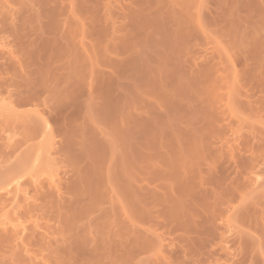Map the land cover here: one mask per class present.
Masks as SVG:
<instances>
[{"label": "bare ground", "instance_id": "6f19581e", "mask_svg": "<svg viewBox=\"0 0 264 264\" xmlns=\"http://www.w3.org/2000/svg\"><path fill=\"white\" fill-rule=\"evenodd\" d=\"M29 1L33 4V6L28 7L27 6L28 4H27V5H25L26 6L25 8H30V9H28V11L33 9V12L31 10V12L33 14H31V12H30V15H31L30 17H27L24 15L25 17L22 16V18H20L18 16L21 19V20L19 19L20 25L18 24V26H15L16 27L15 29H12V30L7 29L5 27V25H7V24L6 23L4 24V21L2 19L0 20V21H3V22H0L1 23L0 24V33H1V31L3 33L4 32L8 33V36L12 37L13 41L16 42V43L13 42V45H14L13 49L10 48L11 50H7V51L5 50L6 51L5 54L2 51V53L0 54L1 55L0 58L1 57L3 59L5 58V62L2 63V66L0 67V91H5L4 93H6V95H7L8 104H10L9 105L10 107H9L5 103V98H4V101L2 100L3 105L0 104L1 105L0 107L8 106L9 107L8 110L11 108V105H12V107L24 106V105H33L35 107V109L31 108L32 110H28V111H24V112H21V111L20 112L19 111L18 112H10V114L14 113L15 118H14V115L11 114L13 116V118L11 117L12 118L11 121H8V122L6 121L7 123L4 125L5 128L0 129V159L1 160H3L2 158H5L6 161L8 162V159H10L9 157L17 155L18 154L17 151L19 149H21L22 146H24L23 147L24 150L22 152H20L17 156H15L16 162H13V164L9 165V167L7 166L5 169L4 168L0 169V171H1L0 172V189H2V193L0 192V212L4 209V207L6 205H8L9 202L6 204L5 203L6 201L12 200L14 202V200H16L15 197H17L20 194V195H22L21 200L23 203L21 202L22 205L21 204L18 205V203H17L18 208L14 209V211L12 212L14 215H16V216H14L15 219L18 220V219H21L22 217L24 218L25 216H29V217L35 216L36 219L34 221L33 226H30V227L25 226L22 223H17V222L12 223V225H11V223L9 222L10 218H11V217L9 218V213H7V212L2 213L1 212L0 217H2V219H0V225H1V228H0V249L2 248V246L4 247L5 245L7 246V248L10 247L11 249L12 248H18L19 245L21 246V247H19L20 249L18 248L20 253L18 254V251H17V254H16V252L14 253L17 256V257L15 256L17 259L16 258L13 259V261H14L13 264H33V262H31V261L33 260V257L39 258L38 254H42V255H40L41 260H44V258L46 260V257L48 255L47 252L49 253V258L51 257L52 261L55 260L56 264H58L57 261H58L59 257L61 258V259H59L61 261V264H64L65 262H66L65 264H71V263L77 264L78 260L76 262L75 259L80 258L77 256V254L80 256V254L87 253L86 252V251H88L87 249H90V247H91V245L89 246L90 239L87 236H84V234L85 235L88 233L91 234L90 233L91 232L90 231V224L95 219H97L99 217V216H95L93 214L95 213V211H97L99 209V206L102 203H104L105 198L107 197L108 199H110L111 198L110 193L114 192V194L117 195L119 198L118 202H120V205L117 208H116V206L113 207L112 210H115L117 212H121L124 214L128 213L130 215V218L132 219V222H134V223H133L131 229H129L127 226L125 227L122 223L121 224L119 223L120 226L118 224L114 231L110 229L111 230V232H110L111 237L108 234L110 230L109 231L107 230L108 231L107 234L110 237V241H109V239H107V242L110 243L111 247L110 246L107 247L108 251H107V249H106V251L102 250L103 253L101 252V254H104L106 252L110 253L113 249H116L117 246H118V249H121V251L123 252L122 253L120 251L123 254V256L126 255L125 257L129 256L130 254H132V255L134 254L137 256L141 252H144V249L147 247L148 248L155 247V249L159 250L160 248H158V247L159 246L161 247V242H160L159 246H158L159 242L157 241L158 242L157 243L153 239H151L152 243H151V240H150V242H149V240L147 242L145 239H143V234L141 233V225L143 222L142 216L145 214L148 216L150 214V213L149 214L146 213L147 208L149 206L148 205L149 199H144V198H147V197L149 198L150 194L152 193L150 196V200H149L150 204L153 203V206H154V201L157 200V203L161 202V204L158 203V205L162 206V208L165 205V207H164L165 211H166L165 214L168 211H170V214L172 215L171 216L169 213H167V219H166V217L163 216V212H162L163 210L161 209V211L158 212V214L159 213L161 214V212H162V214L161 215L159 214V216H163L162 217L163 219L161 218V220H162V222L160 221L161 225H158V226L161 227L162 224H164L163 221L165 220L164 226H166V224L168 222L169 226L167 224V227L171 228L169 230L171 232V231H173V228H175V227H177V228L179 227L178 229L181 230L182 229V227H181L182 223L181 222H185L184 225L182 224V226H184L183 227L184 229H182L183 232L184 233L186 232V234H188V233L190 234V231L194 232L193 228H195V229L197 228L196 229L197 231L195 233L198 232L197 234H199L198 235L199 237L196 235L198 237V240L196 242L199 243V241H200L201 246L203 245V243H202L203 241H204V244H206V245H207V243H209L211 241L215 242V240H213V237H215V234H216L215 231L219 228L214 226V224L216 225L217 224L216 221L219 219V217L224 212H227V211L229 213V214L228 213L226 214L227 216L225 218V221H226L225 223L227 225H228V223H231V221H232V223L234 222L235 225L237 224V225H241L243 227L245 226V228L247 227V229L249 228L248 230L252 231V233H253V231L259 232L258 234L255 233V234H257V236L259 235V238L258 239L256 238L257 241L254 244L253 239L256 240L255 238H252V237H254V235H252L250 233L247 234V233L243 232V230H241L242 232L239 231V233L237 234V238H236L237 239L236 240L237 241L236 242L237 247H234L232 252H228L229 257L224 260L226 264H253L251 261L252 255L249 253L251 255L249 258L248 252H250L253 244H254V246L255 245L257 246L260 244L263 247V242H264V215L262 216V214L264 213V208L260 207L261 205L264 204V191H262L263 193H261V191H260L259 193H261V194H258V192L256 190L253 193L251 191L252 194L255 193L254 196H252V194L249 193L250 192L249 191L248 192L249 194H247V193L246 194L248 197H249V195H250V197L252 196L251 199H250V197L247 198V196L244 195L245 193L241 194L240 195L241 199L238 201L240 203L239 204L237 203V206H235L236 204L233 206L231 201H234V199H235L234 196L236 195L237 192L239 193L242 188L245 189V186H247L246 183L248 181H247V178L244 179L243 173H241V171H240L241 168L247 169V166H249L251 164L252 160L254 162V159H256L255 157H257V155L259 157L261 155V152H262L261 156H264V142H263L264 139L263 140L261 139L264 137H262V135L258 136L261 140H258L255 138L254 144H256L257 140H258V143L255 146L253 145L254 149H253V146H250V149L251 150L253 149L255 151H250V149L248 147L249 142H246V140H245V143L247 144V150L250 151V160H249V155H248L249 153L247 152L248 153L247 158L249 161L247 160V158H246V160L244 158H243V160L242 159L238 160L240 163L237 165V168H236V171H237V169L239 170L236 173V177H235V175H233L234 179L232 177H230V183H229L228 179H227L228 182H226V179L221 178L222 179L221 181L225 180V181H223L225 183L220 181L221 183H223V185L226 183H229V185L227 186V184H226L225 187L222 186V188L219 189L217 186L219 182L216 183L219 180V177H218V179L217 178L215 179V182L213 181V185L215 183V185L217 184L216 185L217 187L214 188V187H212L213 185L211 184V186H209V188L207 187V191H206V194L204 196L205 189H203L201 187V183L202 184L204 183V185L207 184V186H208V184L211 183V181L209 182V180L213 179L212 178L213 172L210 171L209 173H211V174H209L208 172H205V173H208V175H205L203 177V174L201 175V173L203 171L198 169V167L201 165V163H203L204 158L207 159V157L205 156V154H207V153H205V151H206L205 149H207V147L209 145H211V143L209 142L210 144L206 145V147L204 145V149H202V147H203L202 143L206 144L210 137L208 134L205 133L206 130L204 133H202L203 129H204L203 126H200L203 128L202 131H201L200 127H196V125H197L196 119L194 118L195 120L194 119L192 120V118L194 116L193 117H191L192 115L189 116L191 114L190 109H191V111L194 112V114L197 110L192 109V108H194L193 107L194 103L192 102V100L190 98H187V97H190L191 94L185 97L184 96L185 94H183V92L184 93L185 92L186 93H188V92L193 93L194 90L197 89L199 91V89L201 88L200 90H202V91L204 90L205 92L203 91L201 93V91H200L198 95L203 94L201 96L204 97V95H205L204 98H206L209 95L210 96L213 95V93H214V92L212 93V91L214 90L213 88L216 87L215 85L219 83V80H222L221 76L223 78H226V81L228 82V83L225 82L226 85H225V83H223V85H225V87H226L225 89H228L227 86H230L229 83H231L233 81V79H235L233 82L234 89L231 86L232 91L228 92V94L231 93L230 97H228L229 98L228 101H230V102L233 101L230 104L232 106L227 104L228 103L227 100H226L227 102H225L228 106L227 109H230L229 114H231V116L232 115L238 116L240 113L241 114L246 113V110H247L248 111L247 114L250 113L251 115H254L253 112H255V114H260V111L261 112L263 111L261 114L264 115L263 114L264 113V0H257L258 2H256V0H254V1L252 0L253 2L249 0L248 5L245 2L246 0L245 1L236 0V3L233 1L232 4L230 3V0L228 1L229 4L227 3V0H226V4H227L226 6L227 7L225 6V4L219 3L220 5H218V3H217V5H218L217 7H220L219 12L222 11L221 13H224L223 14L224 16H223V18H222V16H220V18H222V20L220 18L218 19L219 14H221L218 12L219 13L218 15L217 14L214 15L216 17L215 19H214V16L212 17L214 19L213 20L214 22L212 21V18H211V20H210V18H208L212 23H210V21H208V19L203 17L205 10L203 11L202 8L205 7V5H203V4L207 0H121L122 2H119L120 1L119 0L118 2L116 1L117 3L115 2L116 6L113 5L112 0H111L112 5L110 3H109L110 5L108 4V0L106 2L104 0L105 3L103 2V0H29ZM64 1H66V2L68 1L67 2L68 6L64 4ZM220 1L221 0H219L217 2H220ZM222 1H221V3H222ZM237 1H238V3H237ZM239 1H243V2H239ZM1 2H2V0L0 1V8L5 6V4L3 5V4H1ZM101 2H103L104 4L102 3L103 5H101ZM213 2H215V1H212V3ZM254 2H256V3H254ZM106 3L109 5V7ZM257 3L259 5L258 8L260 11V13L258 12L259 17L257 18L256 16H258V15L253 13L256 16L255 15L253 16V17H255V20L253 19L254 21H252L250 19L252 16V12L250 11V8L252 6H249V5L254 6V4H257ZM215 4H216V2H215ZM104 5L106 6V8ZM222 5L224 8L222 7ZM32 7H34V8L36 7V8L34 9ZM98 7H99V9H98ZM207 7H208V5H207ZM100 8H102L103 12L101 11L99 13V10H101ZM258 8H256V6H255L254 9L252 7V10L257 11ZM219 9H216V10H219ZM246 9H248L249 11H247ZM34 10H35V12H34ZM244 10H246V11H244ZM207 11L209 12V10H207ZM240 11L241 12L244 11L242 13L244 15L241 14L242 17H239V16H241L240 14L238 15V13ZM215 13H217V11ZM202 14H203V16H202ZM209 14H211V12H209ZM244 16H247V17H244ZM202 17L205 20H207L209 22V24L214 23L215 26L218 23L217 19L222 21V22L218 23V25L220 23H222V24H220L221 26L219 25V27L222 28V30L218 28L216 32H217V34L218 33L222 34L220 32H223V35H225V37H223V35L222 36L219 35V36L223 37V39L224 38L227 39V37H228V40H226V42L228 44L232 45L233 42H234L233 43L234 45H232V46H236L238 43H239V45H240V43L243 44V45H240L241 48H239L240 46H238V45H237L238 49L236 47L232 48L234 50L235 49L239 50V51L236 50L237 53H236V51L233 52V53H236L235 54L236 56L232 55V57L235 56L234 58H237V56L239 57V54H240V56L242 55L241 58L243 60L240 59L239 60L240 62L238 63V62H235L236 61V59H235L234 62L237 64H240L241 61H243V65L245 67L244 66H242V67L245 68L246 70L243 68H241V70L242 71L245 70V72L241 71L240 74L237 73L235 71V68H234L235 63H233V59H230V61L228 60L231 57V55H228L226 53L227 54L226 56L228 57V58L227 57L225 58V61L228 60L226 62L227 65H225V67H224V69H226V71L222 70L224 73L221 76H219L217 74H216L217 76L213 75V73L214 74L217 73V72H215V69L216 70L218 69L217 67L216 68L214 67L215 65L214 66L208 65V63H205L203 61L205 64H207L208 66H211L212 68L210 69V67H209V70H208V66L205 65L203 67H206L208 70L207 72H204L205 74L202 73L201 75H199V73H198V75L195 74L196 75L195 76L194 73L193 74L191 73L190 75H194L192 77L193 81L197 79L196 83L195 82L193 83L192 80H191L192 81L191 82L188 78H185V76L183 74L185 72V69L179 68L178 65L180 64V67H181V65L185 64L183 66H184V68H186V64L188 63L187 58H188V56H189V58L191 56V54H188V52L190 53V50H188V49L192 48V47L188 48L189 45H191V43L189 44V42H192L194 40L193 38H195V39L199 38L198 37L199 34L200 35L202 34L201 37L202 36L205 37V35L207 36V34H208L207 31H205L206 32L205 35L203 34L205 27H206V25H203V24H205V23L208 24V22H206V21L204 22ZM215 20L217 23L215 22ZM12 21L13 20H11V23H12ZM9 25L10 24H8L7 26L9 27ZM27 29L29 32H26ZM23 30H25V31H23ZM219 30H221V31H219ZM191 35H192L193 40L188 39L189 41H187V38H190L189 36H191ZM244 38L247 41L248 40L249 41L247 42L246 40H244ZM85 39L87 40V42H83ZM243 40H244V42H243ZM229 41L230 42L232 41V43H230ZM149 42L150 43H153V42L156 43L158 46L155 45L154 43L153 44H154V46L158 47V48H156L157 50L155 48H153L154 47L153 44L149 45ZM246 43L248 46L246 45ZM146 44H147V47H145ZM187 44H189V45H187ZM148 45L150 47H151V45L153 46L152 48L154 50H156L155 54H157V55L154 54L153 50H152V52L150 51V47ZM232 46H229L230 49ZM10 47H12V46H10ZM142 47H145L144 50L147 52H145L143 49L141 50ZM148 47H149V50H146V48L148 49ZM242 48H243V52L241 50ZM133 49H135V50H133ZM131 50H133L134 52ZM136 50L139 51V53H137ZM228 50H229V48H228ZM240 50L243 54L240 53ZM124 51H127L125 53V54H127L126 57H124L125 56V54H123ZM129 51L133 52V54L128 53ZM181 51H183V52L181 53ZM142 52H143L144 56L148 52H151L150 55L153 56V58H154V56H156L154 58L155 63H152V65H150V62L148 63V60H147V62H146V63H148L147 66L146 65L141 66V64H138V63L146 64L145 61H146L147 57L145 56L146 59L143 61L142 58L144 56H143V54H141ZM227 52L229 53L232 51L229 50ZM183 53L188 55V56L186 55L184 57V59L186 58L185 59L186 63L185 62L183 63V61H184L183 57L181 58V56H184ZM193 53H194V51H193ZM2 54H4L5 57H3ZM121 54H122V56H121ZM128 54H130V56H128ZM152 54H154V55H152ZM178 54H179V56H178ZM132 55L134 56L133 61H132L133 58H131V57H133ZM138 55H139V57L141 56V58H139V57L136 58ZM147 55H149V53ZM194 55L196 57L197 53H195ZM175 56L176 57L178 56V57L176 58ZM174 57L178 61L180 60L182 62H179V64L177 65V63H176L177 61H175L176 59ZM191 57H193V55ZM125 58H126V60H128L127 58H129V60H128L129 62L126 61ZM173 58L175 60H173ZM205 58H206V56H205ZM135 59H136V61H135ZM139 59H141V62ZM195 59L192 60L190 58L189 61H192L191 63H195L194 62ZM202 59H203V55H202V58L200 60L202 61ZM137 60H138V62H137ZM153 60L150 59L149 61L152 62ZM172 60H173V63L175 61L176 65L178 67L176 69L175 74L177 72H179V70L181 71V69H182L184 71V72L181 71L183 76H182V74H180L181 72H179L178 75H173L172 73H174V71H175L174 70L175 68L173 69V67L168 69V65H169V63L172 62ZM209 61H211V60H209ZM231 61H232V64L234 65V67H232L233 65L230 63ZM249 61L251 62V64ZM133 62H135V63L133 64ZM126 63H127V66L129 65V67L132 64L131 67H133V68H134V66H136V64H137V66L140 65L141 67L139 66L140 67L139 70H142V67L145 66L144 67L145 70L143 72H141L144 75H145L144 72L146 71L148 73L150 68H151L150 69L151 71L148 73V75H145V76L139 72L144 78L147 76L145 79L143 78L142 80H139V82H142V83H139V82H135L136 76L140 75V74H137L136 71H138V68L135 67L137 69L136 70L134 68V70H136L135 71L136 73L133 72V74H132L134 76L136 74V76L134 77L135 81L131 82L130 80H133V78L131 79L128 77L129 75L127 76V80L130 81V84L132 83L131 84L132 86H131L128 83L129 81L126 80V75L131 72L130 71L129 73L125 74L126 73L125 71L128 70L127 68H129V67L125 66ZM226 63L224 62V64H226ZM210 64H213V63H210ZM193 65L194 64H191L190 67H192ZM125 67H126V69H125ZM131 67L129 69L134 71L133 69H131ZM148 67H150V68L148 69ZM222 67H223V65H222ZM105 69L107 70L106 72H104ZM146 69H148V71ZM171 69L173 72H171ZM191 69H193V68H191ZM228 69H230V71L233 70V72L229 71L230 76H231V74H233V76H234V77L233 76L230 77V79L232 78L231 80L229 78L225 77V74L228 72ZM196 70H198V69H196ZM188 71L191 72V70H189V69H188ZM204 71H206L205 68H204ZM211 71H214V72H211ZM238 71L240 72V67H239ZM206 74H208L209 76ZM228 74L226 76H228ZM241 74H243L241 77L244 80V82L243 81L240 82V79H241L240 75ZM186 75H187V77H190V79H192L190 75L189 76H188V74H186ZM130 76H131V74H130ZM206 76L208 78H206ZM213 76L217 77V80ZM238 76L240 79L238 78V80H237ZM205 78L208 81V82H205V84L206 83L212 84V81H214V80H216L218 82L217 83L214 82L216 84L214 85L213 88H212V86L214 83L212 85H208V84H207V86L205 85L207 88L205 87V89H204V82H202V81H205ZM210 78H212V79H210ZM213 78H214V80H213ZM105 79L108 82V83L106 82L107 86L110 83L109 88H112V85H114L113 89H114L115 94L113 96H111V93H113V89L111 90L105 85V82H104ZM137 79H141V78L139 77ZM185 79L186 80L188 79V81L191 85L194 84L192 86L193 89H191L189 83L185 82ZM210 80H212V81H210ZM113 81H115V83H111ZM224 81H225V79H224ZM245 81H246V83H245ZM252 81H255L254 83L256 85L259 83L257 86L260 88V89H258L261 92V93L259 92L260 95L255 94L256 92H258V90L256 91V89L258 87H256L255 84L252 85V83H253ZM257 81H258V83H257ZM221 82H223V80ZM242 82H243V84H242ZM249 82H252V83H250L252 85V86L250 85L251 87L249 85H247V84H249ZM98 83H100L99 84L100 86L104 83V87L102 85V87L100 88ZM200 83L203 84V88L200 85ZM235 83H236V85H235ZM171 84L174 85L172 88H171V86H172ZM197 84H198V86H197ZM195 85H196V87H195ZM242 85H244L245 87H243ZM254 85H255V89L254 88L252 89V87ZM97 86H98V89H100L99 93L95 92V90H97ZM129 86L133 88L132 94H130L129 92H128L129 94L127 93V89L130 88ZM210 86H211L212 90L211 89L209 90ZM247 86H248V88H250L249 90L256 91V92L254 93V92L249 91L248 88L246 89ZM174 87H176V89ZM236 87L239 90L242 89L240 91L241 93L240 92L236 93L238 90L233 91L236 89ZM102 88L105 90L101 91ZM194 88H196V89H194ZM206 89L208 92L210 91L209 92L210 94L208 92H206ZM84 90L86 91L85 92L86 95H85V93H84V95L86 97L89 96V98L87 99L88 101L86 103L85 102L84 103L86 104L85 105L86 109H88V108L90 110L92 109V111H90V116L86 117L84 120L82 119L83 122H79V123L77 122L76 123L77 125L75 123H73V126H74V124L76 125L74 127L71 126V124H70L73 122L72 118L71 119L69 118V120H67V123H63L62 121L66 122V119H67V118L66 119L64 118V120L61 119L65 115L64 114L63 116H61L64 113L65 107L68 105V103L72 99L75 100V98H76V100H77L79 98L78 95L81 93V91L83 93ZM107 90L108 91L111 90V93L108 94ZM197 90L194 92H198ZM245 90H247V91L244 93L243 91H245ZM252 93H254V94H252ZM238 94L240 97L242 96V98H239ZM102 95L105 97L103 98ZM106 95H107V97H106ZM177 95H179L178 96L179 100H177V101H179L180 104H178V102H177V104L176 103L175 104L177 106L178 105L180 106L179 108H181V111L183 110L182 112H187L189 115L185 113L186 116L185 115L184 116L186 118L189 116L187 119L190 118V120H191V122L189 120L190 124H188L189 125L188 129H191L192 131L191 130L190 131L192 133L190 136V133L187 131L186 135L188 138H186V136H184V135L182 136L183 132H184V134L186 133L185 131L187 129L185 130L184 127L185 128L188 127V125H187L188 120L186 118H184V116H182L184 113L182 114V112H180L181 113L180 114L177 111V113L180 114L178 116L176 112H175L176 114L173 113L175 111V109L171 108V107L174 108L173 102L174 101L176 102V99L178 98ZM181 95H183V97H185V98H182ZM195 95L197 97V93H195ZM214 95L212 96V97H214V98H212L213 99L212 102H211L210 96L206 98L207 100H205V102H203V100H202V99H204L203 97L198 96L200 98V100H202V101H200V103L203 102L202 105H205L204 103H206V105H207V102L209 103L208 104L209 111H213L212 109H210V108H212L211 106H213V104H217L216 98H215L216 96H214ZM44 96L46 98H44ZM100 96H102V98ZM232 96L234 98H232ZM48 98H49V101H48ZM148 98H150V99L152 98V99L151 100L149 99V101H148ZM209 98H210V100H208ZM231 98L233 100H231ZM237 98H238V100L240 99L242 102H238ZM172 99H173V101H172ZM186 99H189L190 104L193 103V104H191L192 105L191 108H189L190 104L188 107V102H187V104L185 103V107L187 106L189 109L188 108H186V109H188L189 111H186V109H182L181 103H184L183 101ZM225 99H226V96H225ZM234 99H235V101H234ZM50 100H51V104L53 103V106L50 105V103H49ZM152 100H154V101H152ZM190 100H191V102H190ZM46 102L49 103L50 106ZM145 102H147V103H145ZM168 102H169V106H170V107L168 106L169 110H168V108H166ZM210 102L212 103V105ZM143 103H145L147 107ZM153 103H154V105H153ZM4 104H6V105H4ZM170 104H172V106ZM233 104L236 105L237 107H235ZM39 105L40 106L45 105V107L47 106L46 107L47 110L49 109V112L47 110H45L46 112H48V113H46L47 116L43 115L45 113H43L42 110H41L42 111L41 112V111H38L39 109H36V108H38ZM69 106L70 105H68V108H69ZM218 106L219 105H214L213 108L215 109V112L214 111H213L214 113L211 112V114H209L210 117L214 116V114L216 112H219V111H221V113L220 112L219 113L222 115L226 114V113H223L221 110L222 108H224L223 105H222L221 109L219 108V107H221V105L219 107ZM233 106H234V110L239 111V112H237V113H239L238 115H236L237 113H234V111L232 110ZM48 107H50V108H48ZM82 107H83V105H82ZM150 107L153 109H151ZM231 107H232V109H231ZM68 108H66V109H68ZM144 108H145V110H144ZM160 108H162L163 110H161ZM195 108H196V106H195ZM205 108L206 107H204L203 110ZM217 108H219L220 110L217 111ZM6 109H7V107H6ZM43 109H44V107H43ZM155 109H157L156 111H159L160 113L155 112ZM12 110L15 111V109H12ZM150 110H151V112H152V110H154V112L150 113ZM160 110L163 112V114H162L161 118L159 119L157 117V115L159 116V114H161ZM170 110H172V111L174 110L173 112L171 111L174 115L170 112ZM240 110L242 112H240ZM74 111H76V110H74ZM168 111L172 114V116L174 118V122H175V117L176 118L181 117L182 119H185L184 122L186 124H183V121H182V124L180 123V125H182L181 127L183 128V130H181V129L176 130L179 128V126L177 128H176V126L179 125L178 123L181 120L179 121V118H177L176 119L177 123H175V125H174L173 119L171 120L172 116L169 113L168 114L171 116L170 120L167 118V122H166V117H168L169 115L164 116L165 119H163L162 121L165 120L166 125L165 126L161 125L162 123L159 122V120H161L163 115L167 114ZM209 111L207 110V112H209ZM225 111H226V108H224V112ZM148 112L150 113L151 117L148 114ZM207 112H206V116L208 114ZM154 113H156L155 116L152 115ZM196 113H197V115H196L197 119L201 120L200 118H198V117H201V116H198L199 112H196ZM144 114H145V116L146 115L147 116L145 117ZM217 114L218 113H216L215 116L212 118V121L214 119V121H215L214 123L216 124L215 127L217 126V124H218V126L220 125L219 127H221L220 123H221L222 116L221 115L216 116ZM229 114L227 113V116ZM209 115L206 117L207 119H210ZM254 116L255 117H262L259 115H254ZM20 117H22V119ZM72 117H74L73 119H75L76 116H72ZM216 117H217L216 120L218 123L215 120ZM226 117L223 116V119L226 120L227 119ZM249 117H250V115H249ZM146 118H149L147 120V122H146V120H144ZM49 119H50V121H55L54 123L56 125L58 124L57 121L61 120L59 122L60 124L62 122L61 126L59 124V125H57L58 126L57 129L55 128L57 134L53 133V131H51L52 129L48 128L49 127V122H48ZM223 119H222V122L224 121ZM71 120H72V122H71ZM210 120H209V123H211V127H212L213 126L212 121L210 122ZM69 121H70V123H69ZM193 121H195V122H193ZM219 121H220V123H219ZM16 122L17 123L20 122L25 129V130H22L23 131V133L21 132L22 135L20 133V135H21L20 138H13V136L7 137V135H4V133H6L5 130H9V129L12 130L14 128V123H16ZM148 122H150V123H148ZM157 122L159 125L158 129H157V127H158ZM155 123H156V127H155ZM159 123H161V124H159ZM191 123H192V125H193V123L194 124L196 123L194 128L197 130L199 128V130H200L199 134H198L197 130L194 129L196 132L193 130ZM226 123H229V122L224 121L225 130L228 128L227 127L228 124H226ZM149 124H150V126H152V129H153L152 131H151V129L149 131L150 136H148V133L146 131L144 132L145 125L148 127ZM198 124H199V121H198ZM201 124L202 123L200 122V125ZM250 124L252 125V123H249V126H250L249 128L252 132L254 127H253V129H251L252 127ZM222 126H223V128L222 129L220 128V129L223 131L224 130L223 123H222ZM163 127H165V129H167L168 127L170 128L171 131L168 128L167 129L168 132H165V134L168 133V134H171V136L168 134H167V136L166 135L165 136L167 138H169V136H170L171 140H168L166 137L164 138L163 132L166 130ZM213 127H212V129H213ZM215 127H214V129H215ZM262 127L264 128V126H262ZM47 128L49 129L47 131L48 132L50 131V133L45 132V129H47ZM11 130H10V132H11ZM169 131H170V133H169ZM224 131H223V133H224ZM260 131H261V129H260ZM181 132H182V134H181ZM216 132H217V130L214 131V135ZM188 133H189V135H188ZM200 133H202L201 134L202 136H203V134H206L205 135L206 137L203 136V139L201 140L202 136H200L199 141H198V139H196V136H197L196 134H198V136H199ZM47 134H49L50 139H51V136L52 137L54 136V134H56V136L59 138L57 143L55 141H53V139L49 140V143H48V149H49L48 152L52 151L55 159L52 157L51 164L50 163L48 164V160H50V157L48 156L47 162H45L46 157H44L45 155L43 154V151L44 152L46 151V149H44V147L46 146L47 142H45V145H43L44 143L39 144V147L42 145L43 151L41 152V155H40L41 150H39V153L35 157L41 158V156H43L39 163L41 164V161H43V159H44V161H43L44 164H47V167L50 168L51 171H54V170H52V166L53 165L55 166L59 162H65L67 165H66V169L64 170L63 179H60V178H59V180L52 179V178H50V180L47 179L48 180L47 186H43V185H40L38 179H37V181H38L37 182V181H35L36 180L35 178L34 179L31 178V180H29V179H26L24 177L26 174H28V172H30L29 169H31V167H32L31 164L33 165L32 162L34 161L33 160L31 162V159L36 154L34 152V155H33V152H31V149H32V151H34V149H36V147L35 146L33 147V144L31 147L30 146L31 144H28L27 142H29L31 139L33 140V138H38L40 135L43 136V139H42V141H43L44 136L46 137ZM253 134L255 136V133H253ZM258 134H259V132H258ZM260 134L264 135V131L261 132ZM106 136H108L109 138L106 139L105 138ZM111 136H112V139H111ZM198 136H197V138H198ZM182 137L184 139L183 142L181 139ZM148 138H149V140H146ZM186 139H188V140H186ZM203 140L205 142H203ZM115 141L118 143L115 146H113V144H114L113 142H115ZM185 141L186 142L188 141L186 144L187 149H188V147L191 146L190 149H188V150L191 151L192 147H193L194 152L196 151V153H195L196 161H195V159L191 160V158H190L194 155V154H192V151H191V154H192L191 156H190V152L188 150L187 151L189 153L186 151V146L184 144ZM252 141H254V139ZM260 141L262 143H259ZM41 142L39 141V143H41ZM146 142H147V144H146ZM25 143L28 145L25 146ZM170 143L173 144L174 153L172 151L173 149H171V150L168 149L169 153H165L164 150L166 149V147L168 145L170 147V145H171ZM198 144L200 146V149H199ZM200 144H202V146ZM147 145H148L149 151L146 147ZM242 146H243V144H242ZM209 149H210V147H209ZM144 150H147L150 154L152 153L151 156H149L151 163L146 162V160L149 158H147V156L146 157L144 156V153H145V155H147ZM202 150H204V152ZM115 151H116V154H115ZM166 151H167V149H166ZM48 152H47V154L49 155ZM198 152H199V156L202 155L201 152L204 153V155L201 156V159L198 158L199 157L198 155H196ZM112 153H114L115 157ZM215 153H216V150H215ZM118 154H119V156H118ZM209 154H210V152H209ZM116 155H117V157H116ZM229 155H230V153H229ZM209 157L211 158V156H209ZM230 157H231V155H230ZM40 158H38V159H40ZM214 159H215V156H213V160ZM263 159H264V157H263ZM1 160H0V162H1ZM53 161L55 164L53 163ZM144 161H145V163H144ZM192 161H194V162H192ZM259 161H260V159L257 160V164L259 163ZM37 162H38V160H37ZM246 162H247V165H246ZM260 162H262V161H260ZM148 163H149V165H148ZM236 163L237 162H235V164ZM151 164H153V165H151ZM196 164H197V167H195ZM144 165H145V168H144ZM160 165H161V167H159ZM253 165H256V164L253 163ZM253 165H251L250 167L254 169ZM33 166H35V167L34 168L32 167V170H34L36 168L37 169L35 171L41 169L39 167L38 163H37V165H33ZM150 166H151V168H150ZM153 166H155L156 168H153ZM157 166H158V168H157ZM47 167H45V169H47ZM162 167H163V169H162ZM257 167H258V165H257ZM152 168H153V170L154 169L157 170V169L161 168L162 172H164L165 176L162 172H160L161 169H159L160 173L158 171H155V173H154L151 171ZM190 168H192V170H195V172H193L192 170L190 171ZM196 168H197V171H196ZM251 168H249V169L251 170ZM45 169H44V171H45ZM214 169L212 168V170H214ZM168 170L172 171V172L170 171L171 177H169V178L166 176L168 174L167 173ZM199 170H200V173H199ZM223 170L224 169H222V171ZM56 171H57V169H56ZM145 172L147 175L149 173H152V175L146 176ZM215 172L217 173V170ZM235 172H233V174H235ZM47 173H48V169H47ZM219 173L223 174L221 172V170ZM230 173H232V171ZM52 174H53V172H52ZM194 174H196V175L198 174L197 175L198 178L196 177V180H194L195 179L194 178L195 176H193ZM199 174H200V177H199ZM189 175L192 178L191 180H190ZM145 176L148 179H146V178L144 179L143 177H145ZM187 176H188V178H187ZM158 177H160L161 179H164V178L169 179V181L167 183V189H166V186L164 185L167 181H165V183L161 182V183L157 184V185H159V188L156 189V191L158 193L157 198H156V191H154L155 188L153 187V189H151V191L147 189L148 192L146 193L145 192L146 186L143 187L144 185L142 182H144L145 180H148L150 182L151 179H153L152 181L154 183H155L154 180H157V182H159L161 180H159ZM56 178H57V176H56ZM199 178H200V180L198 181ZM241 178H243V179H241ZM204 180L206 183L204 182ZM231 180H232V182H231ZM191 181H193V184H191ZM253 181L254 180H252V182ZM194 182H195V184H194ZM207 182H209V183H207ZM178 183H179V185H178ZM184 183H188L191 186H193V188H195L196 194L197 193L199 194V192L202 193L201 191L204 190L203 194H199V197L200 196L205 197V199L201 197V202L203 201L202 202V204H203L202 209H200L201 207H199L200 206V200H197L196 198L192 197L195 194L193 191L194 189L190 188L189 185H188L189 187L187 186L188 187L187 188L186 184H184ZM221 183H219V184H221ZM30 184L32 185V189L30 188L32 193L30 196H28L29 190H27L26 188H28L27 185H30ZM263 184L264 183H262L261 185H263ZM25 185H26V188L23 187ZM157 185L154 184V186L156 188H157ZM163 185H164V187H163ZM194 185H195V187H194ZM177 186L179 188V191L178 190L176 191ZM183 186H184V188H183ZM199 187L202 188V190L197 191V189L198 190L200 189ZM161 188H162V190L166 189L169 192V195H172L173 197H169V195L167 196L168 192H165V191H164V193H162V192L160 193V191H162ZM210 188L212 189V191H210L211 194H209ZM261 188H262V186H261ZM183 189H185V190H183ZM257 189L261 190L258 188V186H257ZM143 190H144V198H143ZM190 190H191L192 196L189 194ZM149 192H150V194H149ZM192 192H193V194H192ZM207 192H208V194H207ZM145 193H146L147 197L145 196ZM160 194H161V197H159ZM164 194H165V198H163ZM152 196H154V197H152ZM151 198L154 200L152 201ZM166 198H168L170 203H169V201H167ZM171 198H172V200H171ZM143 199L145 202L144 204H143ZM21 200H19V201H21ZM162 200H163V202L165 200L164 204H163ZM246 200H247V202H246ZM249 200H251V201H249ZM204 201H206V203ZM167 202L169 203V205L167 204ZM157 203L155 202V204H157ZM230 203L232 205H230ZM145 204L147 207L145 206ZM17 205H16V201H15V206H17ZM170 205L173 206V208H171V207L169 208L168 206H170ZM143 207L146 209V211L145 210L143 211ZM195 208L197 210L199 209L200 212L195 211ZM258 208L260 209V211ZM261 208L263 210H261ZM191 209H193V211H191ZM11 210H13V209H11ZM99 210L102 211V209H99ZM255 210H256V213L258 215H259V213L262 212L260 215L263 218L261 216H259L260 217L259 218L258 215L256 217L254 215ZM172 211H173V213H172ZM175 211H176V213H175ZM258 211H259V213H258ZM178 213L182 214L181 215L182 217L180 216V219L181 218L182 219H181V222L179 221L180 219L179 220L174 219L175 221H177L175 223V221H173V218H175V215H176V218L177 217L179 218L180 214L178 215ZM197 213H200L199 215L201 217L199 215H197ZM168 214H169V217H168ZM107 215H108V213L106 215H103L101 218H104ZM170 216L172 217V219H171L172 221L169 219ZM222 217H223V215H222ZM222 217L220 219H222ZM8 219H9V221H8ZM3 220H5V221H3ZM85 220H86V222H85ZM178 221L180 223V226L178 225ZM6 222H9L10 225ZM84 222H85V224H88L87 229H86L87 225H84V226L81 225V223L83 224ZM160 222H159V224H160ZM170 222H171V224H170ZM223 222H224V220H223ZM173 224H175V225H173ZM170 225H172L173 227ZM218 225H219V221H218ZM97 226L101 227V224L99 223ZM189 227H192V229ZM221 227H222V225H221ZM224 227H225V225H224ZM186 228H188L187 231L185 230ZM189 229H190V231H188ZM212 229H213L214 233H212ZM40 230H42L43 232ZM166 230L168 231V229H166ZM38 231L40 234H38ZM82 231H83V233H82ZM130 232H133V235L131 236V238L127 237ZM224 232H225V230H224ZM224 232H221V234H219V231H218V233H217L218 236H220L221 241L225 240V238L223 237ZM212 234H213V236H212ZM182 235H184V234H182ZM108 236L106 235V238ZM85 237H87V239ZM192 237H194V236H192ZM260 237L262 239H260ZM17 239L19 240L18 243H17ZM187 239H188V237H187ZM144 240L146 241V243L144 242ZM188 240L192 241V243H193L194 239L191 240L190 236H189ZM112 242H113V244H115V246L113 244H111ZM153 243H155V245ZM218 243H220V242H218ZM116 244H117V246H116ZM249 244H250L251 248H250ZM180 245H182V244H180ZM196 245L197 244H195V248H196ZM214 245H212V248L210 250H208L210 252L207 254H209L210 256H212V255L215 256L214 252H217L215 250ZM87 246H89V247H87ZM112 246H113V248H112ZM183 246H184V242H183ZM96 247L95 246L92 247L93 250L91 248L90 251H92V253L89 251L91 258L90 259L88 258V259L90 262L92 261L93 264L98 263L97 259L99 258L98 254H97L98 256H95L96 253L93 255V251L95 250L94 248H96ZM192 247H191V249H192ZM222 247H223V245H222ZM258 247H260V246H258ZM148 248L146 250H150ZM152 248H151V250L154 249V248L153 249ZM180 248H181V246H180ZM247 248L249 249V251L247 250ZM110 249H112V250L109 252ZM118 249H116V251H118ZM182 249H184V248H182ZM45 251H47L46 255H43ZM79 251H81V253ZM182 251L184 252L185 250H182ZM188 251H189V248H188ZM188 251L186 248L185 252L188 253ZM21 252L23 254L26 253L25 255L22 254L23 258L20 255ZM0 253H1L0 254V256H1L2 252H0ZM31 253H32V256L34 255L33 257L31 256ZM53 254L56 256L58 255L57 259L54 258V260H53V257H54ZM37 255H38V257H37ZM162 255H164V254H162ZM189 255H191V253H189ZM209 255H208V257H209ZM81 257H82V255H81ZM157 257L159 258V256H157ZM94 258H96V259L94 260ZM162 258H164V257H162ZM10 260H12V258ZM155 260H157V259H155ZM60 261H59V263H60ZM172 261H175V260H172ZM217 261H219L218 256L216 258V263H217ZM80 262H81V259H80ZM159 262L160 263H157V264H162V263L163 264H169L170 263V261H168L167 263H166V261L162 262L161 259ZM34 263L36 264V262H34ZM81 263L83 264V262H81ZM84 263H88V261L87 262L85 261ZM147 263L148 262H146V264ZM152 263L156 264L154 262V259H153ZM152 263H150V264H152ZM195 263H196V260H195ZM40 264H42V263L40 262Z\"/></svg>", "mask_w": 264, "mask_h": 264}, {"label": "rangeland", "instance_id": "374dc122", "mask_svg": "<svg viewBox=\"0 0 264 264\" xmlns=\"http://www.w3.org/2000/svg\"><path fill=\"white\" fill-rule=\"evenodd\" d=\"M1 1V0H0ZM107 0H105V2H106ZM114 1V2H113ZM119 1V0H112V3H113V5H115L116 6V3ZM209 1V2H208ZM212 1H215L216 2V4H215V2H213L212 3ZM217 1H219V0H207L203 5H205V7L204 8H202L203 9V11H204V16H203V14H202V16L204 17V18H206V19H208V18H210V20H211V18L214 16V15H218L219 13H221V12H219L220 11V7H217L218 5H220V4H225V6L227 5L226 4V0H221L222 1V3H221V1L220 2H217ZM228 1L229 0H227V3H228ZM233 1L236 3V0H230V3L232 4L233 3ZM243 1H245V0H243ZM243 1H239V2H243ZM248 1L249 0H246L245 2H246V4L248 5L249 3H248ZM250 1H252V0H250ZM254 1V0H253ZM252 1V2H253ZM3 2V3H2ZM2 2H1V4H5V6L4 7H1L0 8V20L2 19L3 21H4V24L6 23L7 25L8 24H10L9 25V27L7 26V25H5V27L7 28V29H15L16 27L15 26H18V24L20 25V23H19V19L20 18H22V16H27V17H30L31 15H30V12H31V10H32V12H33V9H31V10H29L28 11V9H30V8H25L26 6L25 5H27L28 7H31V6H33V4L29 1V0H2ZM68 2V1H67ZM67 2L66 1H64V4L65 5H67L68 6V4H67ZM103 2H104V0H103ZM103 2H101V5H103L104 3ZM116 2V3H115ZM119 2H122L121 0L119 1ZM244 2V3H245ZM251 2V3H252ZM256 2H258L257 0H256ZM256 2H254V3H256ZM103 3V4H102ZM111 4L112 5V3H111V0H108V4ZM211 3V4H210ZM217 3H218V5H217ZM220 3V4H219ZM237 3H238V1H237ZM250 3V4H251ZM107 4V3H106ZM107 4V5H108ZM109 4V5H110ZM119 4V3H118ZM229 4V3H228ZM253 4V3H252ZM109 5H108V7H109ZM207 5H208V7H207ZM216 5V6H215ZM237 5V4H236ZM100 6V5H99ZM105 6V5H104ZM114 6V7H115ZM118 6V5H117ZM210 6V7H209ZM249 6H252L253 7V9H254V7L256 6V8H258V3L257 4H254V6L253 5H249ZM111 7V6H110ZM212 7V8H211ZM215 7V8H214ZM222 7H223V5H222ZM227 7V6H226ZM229 7V6H228ZM252 7L250 8V11L252 12V16H251V20L252 21H254L255 20V17H253L255 14H257L258 16H256L257 18L259 17V13H260V11H259V8L257 9V11L255 10V11H253L252 10ZM32 8H34V7H32ZM36 8V7H35ZM34 8V9H35ZM105 8H106V6H105ZM104 8V9H105ZM116 8V7H115ZM207 8V9H206ZM224 8V7H223ZM98 9H99V7H98ZM101 10H99V13L102 11V8H100ZM215 9V10H214ZM216 9H219V10H216ZM207 10H209V12H211V14H209V12L207 11ZM214 10V11H213ZM227 10V9H226ZM225 10V11H226ZM247 11H249L248 9H246ZM246 10H244V11H246ZM202 11V12H203ZM217 11V13H215ZM224 11V10H223ZM244 11H240L239 13H238V15L240 14H242ZM31 12V14H33ZM34 12H35V10H34ZM103 12V11H102ZM219 12V13H218ZM259 12V13H258ZM250 13V12H249ZM253 13H255V14H253ZM224 13H221V14H219V17H218V19L220 18V16H222V18H223V15ZM246 14V13H245ZM251 14V13H250ZM242 15H244V14H242ZM242 15L241 16H239V17H242ZM20 18H19V17ZM24 16V17H25ZM210 16V17H209ZM202 17V18H203ZM244 17H247V16H244ZM7 18V19H6ZM18 18V19H17ZM203 18V20H204V22L206 21V22H208V21H210L209 19H208V21L207 20H205ZM216 17L214 16V19H215ZM222 18H220L221 20H222ZM5 19V20H4ZM213 18H212V21L214 20ZM217 19V21H218V23L219 22H222L221 20H218ZM241 19V18H240ZM248 19V18H247ZM254 19V20H253ZM11 20H13L12 21V23H11ZM21 20V19H20ZM3 21H0V22H3ZM8 23H7V22ZM18 22V23H17ZM21 22V21H20ZM214 22V21H213ZM215 22H216V20H215ZM16 25H15V24ZM203 23V22H202ZM210 23H212L211 21H210ZM217 23V22H216ZM218 23L216 24V26H215V24L213 23V24H209V22H208V24H203V25H206V27H205V30H204V32H203V34L205 35V31H207V36L205 35V37L204 36H202L201 37V35L199 34V38H197V39H195V38H193L192 39V35L191 36H189L190 38H187V41H189L188 39H190V40H193L192 42H189V44L191 43V45H189V44H187V45H189V47L188 48H190V47H192L191 49H188V50H190V53L188 52V54H191V56L193 55V57H191L190 56V58L192 59V60H194L195 58V63H191L192 61H189L190 60V58H189V56L187 55V54H185V53H183L184 54V56H181V58L183 57V63L185 62L186 63V61H185V59H184V57L187 55L188 56V63L190 62L191 64H194L192 67H190L191 66V64L189 65L188 63L186 64V68H184V66L183 65H185V64H183V65H181V67H180V64H179V62H182V61H178L176 58L179 56V54H178V56L174 59L173 58V60H175V61H177L176 63H177V65L179 66V68H182V69H185V72L181 69V71L182 72H184L183 74H184V76H185V78H188L190 81L192 80L193 81V76L196 74V75H198V73H199V75H201L202 73L203 74H205L204 72H207L208 70H209V67H210V69L212 68L211 66H208V65H215L214 67L216 68H218L217 70L215 69V72H217V73H213V75H219V76H221L224 72L222 71V70H225L226 71V69H224V67H225V65H227V61L229 60L230 61V59H233V63H235V62H240L239 60L240 59H242L241 57H242V55L240 56V54H239V57L237 56V58H234L236 55V53H237V51H239V50H237L238 48V46H240V45H243V44H241L240 43V45H239V43L236 45V46H232V45H234L233 43H232V41L230 42V43H232V45L231 44H228L227 42H226V40H228V37H227V39H223V37H225V35H223V32H220V33H222V34H217V29L219 28V29H221L222 30V28H220L219 27V25L220 24H222V23H220L219 25H218ZM1 24V23H0ZM14 24V25H13ZM12 26V27H11ZM14 26V27H13ZM211 26V27H210ZM221 26V25H220ZM27 28V27H26ZM25 28V29H26ZM213 30V31H212ZM221 30H219V31H221ZM23 31H25V30H23ZM209 31V32H208ZM26 32H29L28 31V29H27V31ZM216 34H215V33ZM198 33V32H197ZM201 33V32H200ZM196 35V34H195ZM219 35H223V37H221V36H219ZM197 37V36H196ZM199 39V40H198ZM83 40V39H82ZM244 40H246L245 38H244ZM244 40H243V42H244ZM186 41V42H187ZM195 41V42H194ZM247 41V40H246ZM249 41V40H248ZM247 41V42H248ZM13 42L14 43H16L15 41H13V39H12V37H10V36H8V33H6V32H2L1 31V33H0V54L2 53V51L4 52V54H5V52L7 51V50H11V49H13L14 48V45H13ZM83 42H87V40L85 39ZM240 42V41H239ZM242 42V43H243ZM154 43V42H153ZM153 43H150L149 42V45L150 44H153ZM188 43V42H187ZM227 43V44H226ZM148 44V43H147ZM147 44H146V46L145 47H147ZM155 45H157L156 43H154ZM154 44H153V46H154ZM198 44V45H197ZM6 45V46H5ZM148 45V46H149ZM196 45V46H195ZM200 45V46H199ZM232 46L231 47V49H230V47L229 46ZM246 45H247V43H246ZM3 46V47H2ZM5 46V47H4ZM10 46H12V47H10ZM152 45H151V47H150V51L152 52V50L154 51V54L156 53V48H158V47H156V46H154L153 47ZM158 46V45H157ZM228 46V47H227ZM248 46V45H247ZM145 47H142L141 48V50L143 49L144 50V48ZM149 47H148V49L146 48V50H149ZM155 48L156 50H154L153 48ZM234 47H236L237 49H232V48H234ZM243 47V46H242ZM9 48V49H8ZM11 48V49H10ZM228 48H229V50L230 51H232V52H227V51H229L228 50ZM239 48H241V46L239 47ZM138 49V48H137ZM227 51H226V50ZM245 49V48H244ZM6 50V51H5ZM133 50H135V49H133ZM133 50H131V51H133ZM192 50V51H191ZM237 50V51H236ZM242 50V52H243V48L241 49ZM241 50H240V53L241 54H243L242 52H241ZM145 51V50H144ZM185 51V52H186ZM193 51H194V53H193ZM199 51V52H198ZM236 51V53H233V52H235ZM127 51H124L123 52V54H125ZM134 52V51H133ZM133 52H128V53H130V54H133ZM136 52L137 53H139V51H137L136 50ZM135 52V53H136ZM145 52H147V51H145ZM151 52H148L149 53V55H147L148 53H146L145 54V56L147 57V59L145 58V56H144V54H143V52L141 53V54H143V58H142V60L144 61L145 59H146V61H145V63L147 62V60H148V63L150 62V65H152V63H155V57L156 56H154V58H153V56H151L150 55V53ZM183 51H181V53H182ZM195 53H197V55L199 56H197L196 55V57H195ZM228 55H231V57L227 60V61H225V58L227 57L226 55L227 54ZM233 53V54H232ZM239 53V52H238ZM4 54H2L3 55V57H5V55ZM130 54H128V56H130ZM154 54H152V55H154ZM126 55L127 54H125V56L124 57H126ZM155 55H157V54H155ZM176 55V54H175ZM202 55H203V59H202V61L200 60L201 58H202ZM232 55H235V56H233L232 57ZM238 55V54H237ZM1 56V55H0ZM121 56H122V54H121ZM127 56V57H128ZM133 56V55H132ZM205 56H206V58H205ZM136 57V56H135ZM139 57V55L136 57V58H138ZM149 57V58H148ZM152 57V58H151ZM201 57V58H200ZM130 58V57H129ZM129 58H127L128 60H129ZM131 58H133L132 59V61L134 60V56L133 57H131ZM139 58H141V56L139 57ZM228 58V57H227ZM239 58V59H238ZM150 59H154L152 62L151 61H149ZM235 59H236V61H235ZM125 60H126V58H125ZM128 60H126V61H128ZM131 60V59H130ZM140 60V62H141V59H139ZM173 60H172V62L171 63H169V65H168V69H170V68H172L173 67V69L175 70L174 71V73H172L173 75H178V73L179 72H181L180 70H179V72H177L176 74H175V72H176V69L178 68L177 67V65H176V63H175V61H174V63H173ZM182 60V59H181ZM209 60H211V61H209ZM243 60V59H242ZM135 61H136V59H135ZM205 63H208V65L207 64H205ZM208 61V62H207ZM235 61V62H234ZM5 62V58L3 59L2 57L0 58V67L2 66V63H4ZM129 62V61H128ZM137 62H138V60H137ZM224 62L226 63V64H224ZM250 62V61H249ZM131 63V62H130ZM135 62H133V64H134ZM144 63V62H143ZM148 63H146V64H142V63H138V64H141V66H143V65H148ZM202 63V64H201ZM210 63H213V64H210ZM229 63V62H228ZM231 64H232V61L230 62ZM129 64V63H128ZM175 64V65H174ZM196 64V65H195ZM250 64H251V62H250ZM198 65V66H197ZM205 65H207L208 66V70H207V68L206 67H203V66H205ZM217 65V66H216ZM222 65H223V67H222ZM229 65V64H228ZM233 65V64H232ZM125 66H127V63H126V65ZM132 66V64L130 65V67ZM140 66V65H139ZM139 66H137V64H136V66H134V68L136 67V68H138V71H136V70H134V68L133 67H131V69H133L134 71H132V70H130L129 68V65L127 66V67H129V68H127L128 70H126L125 72V74H127V73H129L130 71V73L129 74H127L126 75V80H127V76L129 77V78H133V80H130L131 82H134L135 81V79H136V81L135 82H139V80H142L144 77L142 76V75H144L143 73H141V72H143L144 70H145V66L144 67H142V70H139L140 69V67ZM188 66V67H187ZM230 66V65H229ZM242 66H244L243 65V61H241V63L240 64H237V63H235V67H234V65L232 66V67H234L235 68V71L237 72V73H241V68H243ZM252 66V65H251ZM151 67V66H150ZM150 67H148V69L150 68ZM203 67V68H202ZM239 67H240V72L238 71L239 70ZM245 67V66H244ZM144 68V69H143ZM189 70H191V72H189L188 71V69ZM191 68H193V69H191ZM202 68V69H201ZM204 68L206 69V71H204ZM227 68V67H226ZM230 68V67H229ZM233 68V69H234ZM125 69H126V67H125ZM148 69H146L147 71H148ZM151 69V68H150ZM149 69V71H148V73L151 71ZM196 69H198V70H196ZM200 69V70H199ZM231 69V68H230ZM230 69H228V72L225 74V77H227V78H229L230 79V77L231 76H233V74H231V76H230V73H229V71H230ZM237 69V70H236ZM243 69H245V68H243ZM187 70V71H186ZM202 70V71H201ZM246 70V69H245ZM245 70L244 71H242V72H245ZM107 70L105 69L104 70V72H106ZM128 71V72H127ZM137 72V74H140V75H138V76H136V74H135V76H136V78L134 79V75H132L133 74V72ZM178 71V70H177ZM199 71V72H198ZM232 72H233V70H231ZM230 71V72H231ZM135 72V73H136ZM140 72V73H139ZM171 72H173L172 71V69H171ZM182 72L180 73V74H182ZM211 72H214V71H211ZM145 73V75H148V73L145 71L144 72ZM193 74L194 73V75H190V74ZM229 73V74H228ZM130 74H131V76H130ZM183 74H182V76H183ZM186 74H188V76L190 75L191 76V78L192 79H190V77H187V75ZM209 74V73H208ZM208 74H206V75H208ZM228 74V76H226ZM144 75V76H145ZM195 75V76H196ZM211 75V74H210ZM216 75V76H217ZM243 74H241L240 75V77L242 76ZM100 76V75H99ZM209 76V75H208ZM141 78V79H137V78ZM147 77V76H146ZM145 77V78H146ZM213 77H215V76H213ZM234 77V76H233ZM113 78V77H112ZM111 78V79H112ZM144 78V79H145ZM184 78V77H183ZM206 78H208L207 76H206ZM206 78H205V81H202V82H204V89H205V87L207 86V84L208 83H206L205 84V82H208L207 80H206ZM216 78V80H217V77H215ZM238 78H239V76L237 77V80H238ZM188 79L186 80L185 79V82H187V83H189V81H188ZM195 79V78H194ZM210 79H212V78H210ZM221 79L223 80V82H221L222 80H219V83L218 84H216L218 81H216V80H214V78H213V80L214 81H212V80H210V81H212V84L214 83V82H216V83H214L213 84V86H212V88L214 87V85L216 86L215 88H213L214 90L212 91V93H213V95L214 96H216L215 98H216V102H217V104H213V106H211L212 105V101H213V99L212 98H214V97H212V96H210V98H211V107L212 108H210V109H212L214 112H215V109L213 108L214 107V105H221V107H219L220 109L222 108V105H223V107L224 108H226V111L224 112V108H222L221 110H222V112L223 113H226L225 115L227 116V113L229 114V110L230 109H227L228 108V106H227V104H231L232 102H230V101H228L229 100V98L228 97H230V95H231V93L230 94H228V92H231L232 90H231V88L233 87V82H234V80L235 79H233V81L231 82V83H229V85L230 86H227V88L228 89H225L226 87H225V85H226V83H228L227 81H226V78H223L222 76H221ZM224 79H225V81H224ZM232 79V78H231ZM230 79V80H231ZM240 79V78H239ZM245 79V78H244ZM138 80V81H137ZM204 80V79H203ZM209 80V79H208ZM127 81H129V80H127ZM130 81L128 82L129 84H130ZM144 81V80H143ZM191 81V82H192ZM196 81H197V79L196 80H194L193 81V83L195 82L196 83ZM229 81V80H228ZM241 81H243L244 82V80L242 79V77H241V79H240V82ZM105 85H106V79H105ZM226 82V83H225ZM237 82V81H236ZM239 82V83H240ZM243 82H242V84H243ZM253 82V83H252ZM252 82H249V84H247V85H251L250 83H252V85L253 84H255L254 82L255 81H252ZM108 83V82H107ZM111 83H115V81H113V82H111ZM139 83H142V82H139ZM192 83V84H193ZM223 83H225V85H223ZM245 83H246V81H245ZM257 83H258V81H257ZM100 83H98V85H99ZM132 84V83H131ZM130 84V85H131ZM170 84V83H169ZM199 84V83H198ZM198 84H197V86H198ZM212 84H208V85H212ZM238 84V83H237ZM241 84V83H240ZM259 84V83H258ZM257 84V85H258ZM103 85V87H104V83L102 84ZM102 85L100 86V88L102 87ZM172 85V84H171ZM189 85H190V87H191V89H193L192 88V86L194 85H191L190 83H189ZM200 85L202 86V88H203V84L202 83H200ZM199 85V86H200ZM206 85V86H205ZM235 85H236V83H235ZM251 85V86H252ZM256 85V84H255ZM255 85L252 87V89L254 88L255 89ZM256 85V87H258ZM107 86V85H106ZM109 86H110V83H109V85L107 86L108 88H109ZM132 86V85H131ZM174 85H172L171 86V88L173 87ZM232 86V87H231ZM243 87H245L244 85H242ZM250 86V87H251ZM260 86V85H259ZM113 87H114V85H112V88H109V89H113ZM130 87V86H129ZM169 87V86H168ZM195 87H196V85H195ZM239 87V86H238ZM107 88V89H108ZM175 89H176V87H174ZM207 88V87H206ZM209 88V87H208ZM212 88H211V86H210V88H209V90L211 89L212 90ZM240 88V87H239ZM248 88V86L246 87V89ZM2 89V88H1ZM194 89H196V88H194ZM201 89V88H200ZM199 89V91L198 92H194V91H196V90H194L193 91V93L192 92H188V93H184L183 92V94H185L184 96L186 97V96H188V95H190V97H187V98H190L191 100H192V102L194 103H191V104H193L194 106V108H192V109H195V110H197L196 112H199L198 113V116H201V117H198V118H200L201 120H199V119H197V113L195 112V114H194V112L193 111H191V109H190V112H191V114L189 115L187 112H182L181 111V108H179L180 106L178 105H176L177 104V102H178V104H180L179 103V101H177V100H179V95H177V99H176V102L174 101L173 103V105H174V108L173 107H171L172 109H175V111L173 112L172 110H170V112L172 111L173 113H177V111H178V113H180V112H182V116H184L185 115V113L186 114H188L189 116H191V117H193L192 118V120L195 118L196 119V123H197V125H196V123L194 124L193 123V125H192V123H191V126H192V128H193V130L195 129L194 128V126L196 125V127H200V126H203V128L202 127H200L201 128V131H202V129H203V132L202 133H204L205 132V130H206V134H208L209 135V140H208V142L206 143V144H204V143H202L203 144V147H202V149H204V145H205V147H206V145H208V144H210L211 143V145H209L208 147H207V149H205L206 151H205V153H207V154H205V156L207 157V159L206 158H204V160H203V163H201V165L198 167V169H200V170H202L203 172L201 173V175L203 174V177L205 176V175H208V173L210 172V171H212L213 173H212V178L214 179H210L209 180V182L211 181V183L210 184H208V186H207V184H205L204 185V183L202 184L201 183V187L203 188V189H205V191H204V196H205V194H206V191H207V187L209 188V186H211V184L213 185V181L215 182V179L217 178L218 179V177H219V180L216 182V183H221V182H223V181H225V180H223V181H221L222 179H226V182H228V180H229V183H230V177H232L233 179H234V177H233V175H235V177H236V173L239 171L238 169H237V171H236V168H237V165L240 163L238 160H240V159H242L243 160V158L246 160V158L248 157V155H249V160H250V151H255V150H253L254 149V146L258 143V140H263L264 138H259L258 136H261L262 135V137H264V135L263 134H260L261 132H263L264 131V128L262 127V126H264V115H262L261 113L263 112H261L260 111V114H255V112H253V114L254 115H259V116H262V117H255L254 115H251L250 113L249 114H247L248 113V111L246 110V113H243V114H239V113H237V112H239L238 110H234V106L235 107H237L236 105H234L233 106V109H232V107H231V109L234 111V113H237L236 115H238V116H231V114H229L227 117L225 116V115H222V114H220L221 113V111H219V112H216V113H218L216 116H219V115H221L222 116V119H223V116L224 117H226L227 119L225 120V119H223L224 121H226V122H229V123H226V124H228V128L225 130V124H224V121L222 122V119H221V123H220V121H219V123L221 124V127H219L218 126V124H217V126L215 127V121H214V119H213V121H212V118L215 116V114H214V116H211L210 117V115L209 114H211V112H213V111H209V106H208V102H207V105H206V103H204L205 105H202L203 104V102H205V100H207L206 98L207 97H209V96H207L206 98H204L205 97V95H204V97L203 96H201V95H203V94H201V95H198L199 94V92L201 91V93L204 91H202V90H200ZM233 89H234V87H233ZM244 89V88H243ZM250 88H248V90H249ZM258 89H260L259 87L256 89V91L258 90ZM4 90V89H3ZM98 90V91H97ZM97 90H95V92L97 93H99V91H100V89H98V86H97ZM103 90H105V89H103L102 88V90L101 91H103ZM111 90H107L108 92V94H110L111 93ZM229 90V91H228ZM238 90V91H237ZM242 90V89H241ZM241 90H239L237 87H236V89L235 90H233V91H237L236 93H238V92H240ZM247 90H245V91H243L244 93L246 92ZM249 91H251V92H256V91H252V90H249ZM5 91H0V104H2L3 105V101H4V98H5V103L9 106L10 104H8V98H7V95H6V93H4ZM86 91L84 90V92L82 93V91H81V95L79 94L78 96H79V98L76 100V98H75V100L74 99H72L71 101L73 102H69L68 103V105H70L69 106V108H68V105L65 107V109H64V113L61 115V116H63L64 114V116H63V118H61V119H63L64 120V118L66 119V122L65 121H62L63 123H67V120H69V118L71 119L72 118V120H73V122H72V120H71V122L72 123H70V121H69V123L71 124V126H73V123H79V122H83L82 121V119L84 120L86 117H88V116H90V111H92V109L90 110L89 108L88 109H86V102L88 101L87 99L89 98V96L88 97H86L85 95H86V93H85ZM130 93V94H132L133 93V88L132 87H130V88H128L127 89V93ZM205 92V91H204ZM206 92H208L207 91V89H206ZM210 92V91H209ZM208 92V93H209ZM260 90H258V92H256L255 94H259L260 95ZM84 93H85V95H84ZM128 93V94H129ZM195 93H197V97L199 96V97H203L204 99H202L203 100V102L202 103H200V101H202V100H200V98L198 99L197 97H196V95H195ZM241 93V92H240ZM254 93H252V94H254ZM115 93H114V89H113V93H111V96H113ZM205 94V93H204ZM210 94V93H209ZM235 94V93H234ZM47 95V94H46ZM83 95V96H82ZM97 95V94H96ZM99 95V94H98ZM237 95V94H236ZM241 95V94H240ZM256 95V96H257ZM103 96V95H102ZM102 96H100L101 98H102ZM110 96V97H111ZM182 96V98H185V97H183V95H181ZM225 96H226V99H225ZM234 96V95H233ZM232 96V98H234ZM238 96H239V94H238ZM237 96V97H238ZM255 96V97H256ZM3 97V98H2ZM42 97V96H41ZM83 97V98H82ZM105 96H103V98H104ZM106 97H107V95H106ZM109 97V98H110ZM259 97V96H258ZM2 98V99H1ZM44 98H46L45 96H44ZM81 98V99H80ZM108 98V99H109ZM210 98L208 99V100H210ZM224 98V99H223ZM231 98V100H233ZM239 98H242V96L240 97L239 96ZM149 99L150 98H148V101H149ZM152 99V98H151ZM150 99V100H151ZM3 100V101H2ZM47 100V99H46ZM75 102H74V101ZM86 100V101H85ZM175 100V99H174ZM191 100H190V102H191ZM228 101V103L226 104L225 102H227ZM237 100H238V98H237ZM48 101H49V98H48ZM77 101V102H76ZM152 101H154V100H152ZM172 101H173V99H172ZM171 101V102H172ZM183 101V100H182ZM234 101H235V99H234ZM244 101V100H243ZM85 102V103H84ZM151 102V101H150ZM149 102V103H150ZM184 103H181V105H182V109H186V108H188L189 107V99H186V100H184L183 101ZM187 102H188V107L186 106L185 107V103L187 104ZM215 102V103H216ZM238 102H242L240 99L238 100ZM47 103V102H46ZM50 105H52L53 106V103L51 104V100H50ZM49 103H47L48 105H49ZM81 103V104H80ZM145 103H147V102H145ZM145 103H143L145 106H146V104ZM152 103V102H151ZM176 103V104H175ZM6 104H4V105H6ZM190 104V107L189 108H191L192 107V105ZM49 105V106H50ZM73 105V106H72ZM82 105H83V107H82ZM148 105V104H147ZM153 105H154V103H153ZM171 106H172V104H170ZM176 105V106H175ZM202 105V106H201ZM1 106V105H0ZM8 106H6L7 107V109H6V107L5 106H3V107H0V129H4L5 128V124L8 122V121H11V119L13 118V116L11 115V114H13L14 115V113H11L10 114V112H24V111H28V110H32V109H35V107L33 106V105H24V106H15V107H12V105H11V108L12 109H15V111H13L11 108V110L9 109L8 110V108L10 107H8ZM72 106V107H71ZM85 106V107H84ZM150 106V105H149ZM168 106H169V102H168V104H167V107L166 108H168ZM195 106H196V108H195ZM227 106V107H226ZM230 106H232V105H230ZM43 107H44V109H43ZM47 107V106H46ZM45 107V105L44 106H38V108H36V109H39L38 111H43V113H45V114H43V115H45V116H47V114L46 113H48L49 112V109L47 110V108ZM147 107V106H146ZM153 107V106H152ZM170 107V106H169ZM176 107V108H175ZM184 107V108H183ZM204 107H206L204 110H203V108ZM32 108V109H31ZM48 108H50V107H48ZM66 108H68V109H66ZM71 108V109H70ZM79 108V109H78ZM93 108V107H92ZM149 108V107H148ZM151 108V107H150ZM156 108V107H155ZM170 108V109H171ZM178 108V109H177ZM188 108V109H189ZM219 108H217V111L218 110H220ZM26 109V110H25ZM78 109V110H77ZM147 109V108H146ZM151 109H153V108H151ZM161 110H163L162 108H160ZM177 109V110H176ZM188 109H186V111H189ZM45 110H47L48 112H46ZM72 110V111H71ZM74 110H76V111H74ZM144 110H145V108H144ZM148 110V109H147ZM157 109H155V112H157V113H160L159 111H156ZM160 110V111H161ZM168 110H169V108H168ZM180 110V111H179ZM194 110V111H195ZM207 110L210 112H207ZM41 111V112H42ZM74 111V112H73ZM185 111V110H184ZM147 112V111H146ZM154 112V110H152V112H151V110H150V113H153ZM169 111L167 112V114H164L163 115V117L164 116H168L169 114L172 116V114L170 113ZM206 112L208 113L207 114V116L209 115V118L211 119H207L206 117ZM213 112V113H214ZM240 112H242L241 110H240ZM70 113V114H69ZM150 113L148 112V114L150 115ZM169 113V114H168ZM175 113V114H176ZM177 113V115L179 116L180 114H178ZM67 114V115H66ZM75 114V115H74ZM146 114V113H145ZM145 114H144V116H145ZM162 114H163V112L161 111V114H159V116L157 115V117L160 119L161 118V116H162ZM200 114V115H199ZM264 114V113H263ZM76 116L75 117V119H73L74 117H72V116ZM152 115H156V113H154V114H152ZM169 115V116H170ZM174 115V114H173ZM249 115H250V117H249ZM67 116V117H66ZM70 116V117H69ZM147 116V115H146ZM145 116V117H146ZM166 117V122H167V118L170 120V118H171V116L170 117ZM186 116V115H185ZM184 116V118H186ZM188 116V117H189ZM248 116V117H247ZM252 116V117H251ZM254 116V117H253ZM12 117V118H11ZM144 117V118H145ZM150 117H151V115H150ZM149 117V118H150ZM153 117V116H152ZM162 117V119L161 120H159V122H161V123H159V124H161L162 126H165L166 124H165V120L164 121H162L163 119H165V117L163 118ZM187 117V118H188ZM229 117V118H228ZM14 118H15V115H14ZM17 118V117H16ZM21 119H22V117H20ZM19 118V119H20ZM149 118H146V119H144V120H146V122H147V120L149 119ZM155 118V117H154ZM153 118V119H154ZM157 118V119H158ZM177 118H179V125H177L176 126V128L179 126V128L178 129H176V130H183V128L181 127L182 125H180V123L182 124V121H183V124H186L185 122H184V120L185 119H182L181 117H177ZM176 117H175V122H174V118H173V116H172V118H171V120L173 119V124L175 125V123H177L176 121V119H177ZM181 118V119H180ZM186 118V119H187ZM219 118V117H218ZM231 118V119H230ZM20 119V120H21ZM194 119V120H195ZM217 119V117L215 118V120ZM220 119V118H219ZM260 119V120H259ZM188 120V123H187V125L188 124H190V122H191V120H190V118L189 119H187ZM189 120H190V122H189ZM203 120V121H202ZM209 120H210V122L212 121V125L215 127V129H214V127H213V129H212V127H211V123H209ZM7 121V122H6ZM61 121V120H60ZM60 121H57L58 122V124L57 125H59L60 123ZM156 121V120H155ZM198 121H199V124H198ZM48 122H49V129H52L51 131H53V133H56V129H57V125L54 123L55 121H50V119L48 120ZM56 122V123H57ZM62 122H61V124H62ZM145 122V121H144ZM193 122H195V121H193ZM200 122L202 123L201 125H200ZM216 122H217V120H216ZM52 123V124H51ZM68 123V124H69ZM148 123H150V122H148ZM214 123V124H213ZM218 123V122H217ZM222 123H223V125H224V133H223V131L221 130L222 128H223V126H222ZM249 123H252V125H251V129H253V127H254V129L252 130V132H251V130H250V126H249ZM261 123V124H260ZM18 126H17V125ZM61 124H60V126H61ZM69 124V125H70ZM74 124V126H76ZM154 125V124H153ZM157 125H158V122H157ZM186 125V126H187ZM55 126V127H54ZM73 126V127H74ZM168 126V125H167ZM190 126V127H191ZM155 127H156V123H155ZM45 129V132L46 133H50V131L48 132L47 130H49V129ZM56 128V129H55ZM146 128V129H145ZM148 128V129H147ZM159 128V125H158V127H157V129ZM164 129H165V127H163ZM169 128V127H168ZM167 128V129H168ZM189 128V125H188V127H184V129L186 130L185 132V134H184V132H183V134H182V132H181V134H182V136L184 135V136H186V138H188L187 137V131L190 133V136H191V129H188ZM221 128V129H220ZM248 128V129H247ZM150 129H151V131L153 130L152 129V126H150V124L148 125V127L145 125V127H144V132L146 131L147 133H148V136H150L149 135V131H150ZM155 129V128H154ZM167 129H165L166 131H164L163 133H164V138L167 136V134H165V132H168L167 131ZM220 129V130H219ZM260 129H261V131H260ZM10 130L11 129H9V130H5V132L6 133H4V135H7V137H10V136H13V138H20V136L22 135V133H23V131L22 130H25L24 129V127H23V125L20 123V122H16V123H14V128L11 130V132H10ZM14 130V131H13ZM169 130H170V128H169ZM191 130V131H190ZM195 130H197V129H195ZM194 130V131H195ZM217 130V132L215 133V135H214V131H216ZM219 130V131H218ZM256 130V131H255ZM55 131V132H54ZM171 131V130H170ZM170 131H169V133H170ZM193 131V132H194ZM198 134H199V132H200V130H199V128H198ZM254 131V132H253ZM22 132V133H21ZM179 132V131H178ZM196 132V131H195ZM250 132V133H249ZM258 132H259V134H258ZM20 133H21V135H20ZM151 133V132H150ZM189 133H188V135H189ZM202 133H200V135L198 136V134H196L197 136H198V138H197V136H196V139H198V141H199V137L200 136H202L201 134ZM220 133V134H219ZM253 133H255V136H254V134ZM57 134V133H56ZM56 134H54V136L52 137L51 136V139H53V141H55L56 143L58 142V137L56 136ZM152 134V133H151ZM194 134V133H193ZM206 134H203V136H205ZM219 134V135H218ZM252 134V135H251ZM258 134V135H257ZM147 135V134H146ZM166 135V136H165ZM168 135H170L171 136V134H168ZM207 135V136H208ZM170 136H169V138H167L168 140H171V138H170ZM203 136L201 137V140L203 139ZM254 138H253V137ZM38 137V136H37ZM55 137V138H54ZM145 137V136H144ZM206 137V136H205ZM57 138V139H56ZM106 139H108L109 137L108 136H106L105 137ZM253 140L254 139V141H252L251 139ZM255 138L256 139H258L257 141H256V144H254V142H255ZM42 139H43V136H39L38 138H33V140L31 139L29 142H27L28 144H31L30 146L32 147V144H33V147L35 146L36 147V149H34V151H32V149H31V152H33V155H34V152L36 153L35 155H34V157L39 153V150H41L40 151V155H41V152L43 151V147H42V145L39 147V144H43V145H45V142H47L46 143V146L44 147V149H46V151L44 152L43 151V154L45 155L44 157H46V159H45V162H47V157L49 156L50 157V160H48V164L50 163L51 164V160H52V157L54 158V154L52 153V151L51 152H48L49 151V149H48V143H49V140H51L50 139V137H49V134H47L46 135V137L44 136V142L42 141ZM111 139H112V136H111ZM182 139V142L184 141V139H183V137L181 138ZM191 139V138H190ZM57 140V141H56ZM146 140H149V138L148 139H146ZM186 140H188V139H186ZM205 140V139H204ZM203 140V142H205ZM245 140H246V142H249V144H248V147H249V149H250V146H253V149L251 150L250 149V151H248L247 150V144L245 143ZM3 141V140H2ZM1 141V142H2ZM6 141V140H5ZM39 141L41 142V143H39ZM145 141V140H144ZM186 142V141H185ZM184 142V144H185V146H186V144H187V142L185 143ZM201 142V141H200ZM210 142V143H209ZM264 142V141H263ZM114 144H113V146H115L118 142H113ZM191 143V142H190ZM259 143H262L261 141L259 142ZM28 144H26L25 143V146L26 145H28ZM146 144H147V142H146ZM171 144V143H170ZM202 144H200L201 146H202ZM242 144H243V146H242ZM38 145V146H37ZM57 145V144H56ZM55 145V146H56ZM184 146V147H185ZM198 146H199V144H198ZM258 146V145H257ZM23 147L24 146H22L21 147V149H19L18 151H17V153L19 154L20 152H22L24 149H23ZM117 147V146H116ZM147 147V149H148V145L146 146ZM191 147V146H190ZM190 147H188V149H190ZM209 147H210V149H209ZM259 147V146H258ZM166 149H167V151H166ZM166 149L164 150V152L165 153H169V150H171V149H173L172 151H173V153H174V147H173V144H171L170 145V147H169V145L166 147ZM169 149V150H168ZM187 149V146H186V151L188 150ZM199 149H200V146H199ZM242 149V150H241ZM114 150V149H113ZM215 150H216V153H215ZM219 150V151H218ZM119 151V150H118ZM145 152H146V154L147 155H145V153H144V156L146 157L147 156V158H149V156H151V154L148 152L149 151V149H148V151L147 150H144ZM151 151V150H150ZM189 152H190V156L192 155V154H194L192 157H190L191 158V160H193V159H195V153H196V151L194 152V148L192 147V154H191V151L190 150H188ZM187 151V152H188ZM200 151V150H199ZM203 152H204V150H202ZM208 151V152H207ZM47 152L49 153V155L47 154ZM114 152V151H113ZM149 154H148V153ZM152 152V151H151ZM188 152V153H189ZM203 152H201L202 153V155H204V153ZM209 152H210V154H209ZM232 152V153H231ZM249 154H248V153ZM16 153V154H17ZM51 153V154H50ZM171 153V152H170ZM229 153H230V155H231V157H230V155H229ZM17 154V155H18ZM42 154V155H43ZM47 154V155H46ZM113 155H114V153H112ZM115 154H116V151H115ZM120 154V153H119ZM119 154H118V156H119ZM218 154V155H217ZM221 154V155H220ZM248 154V155H247ZM258 154V153H257ZM17 155H15V156H17ZM196 155H198L199 156V152L196 154ZM201 155V156H202ZM261 155H262V152H261ZM259 156L258 157V155H257V157H255L256 159H254V162H253V160H252V162L254 163V164H256V165H253V163L251 162V164L249 165V166H247V169L246 168H241V173H243V177H244V179H246L247 178V186H245V189H241V191L238 193H236V195L234 196V201H231L232 202V204H233V206L235 205V206H237V203L239 204L240 202H238L241 198H240V195L241 194H244L245 196H247V194H249V193H251V191H252V193L253 192H255V190L258 192V194H261V193H263L262 191H264V184L263 185H261L262 183H264V159H263V157L264 156ZM15 156H11V157H9L10 159H8V162L6 161V159L5 158H2L3 160H1V162H0V169H5L7 166L9 167V165H11V164H13V162H16V157ZM201 156H199L198 158H200L201 159ZM209 156H211V158L209 157ZM213 156H215V159L213 160ZM15 157V158H14ZM33 157V156H32ZM32 158L31 159V162L33 163V165H37V163H38V165H39V167L41 168L40 170H37V171H35L36 169H34V170H32V167L34 168L35 166H33L32 164H31V169H29V171L30 172H28V174H26L25 175V177L24 178H26V179H29V180H31V178L32 179H36L35 181H37V179H38V181H39V183H40V185H43V186H47V184H48V180H50V178H52V179H56V180H59V178L60 179H63V177H64V170L66 169V163L65 162H59L58 164H56L55 166L53 165L52 166V170H54V171H51V169L50 168H48L47 167V164H44V159H43V161H41V164L39 163L40 162V160L42 159V157L43 156H41V158L40 157H38V158H40V159H38L37 157H35V158ZM114 157H115V155H114ZM116 157H117V155H116ZM197 157V156H196ZM204 157V156H203ZM234 157V158H233ZM152 158V157H151ZM219 158V159H218ZM232 158V159H231ZM15 159V160H14ZM49 159V158H48ZM55 159V158H54ZM145 159V158H144ZM260 159V161H262V162H260L259 161V163L257 164V160H259ZM10 160V161H9ZM37 160H38V162H37ZM207 160V161H206ZM210 160V161H209ZM244 160V161H245ZM247 160H248V158H247ZM248 160V161H249ZM5 161V162H4ZM195 161H196V159H195ZM146 162H150V158L149 159H147L146 160ZM192 162H194V161H192ZM210 162V163H209ZM235 162H237L236 164H235ZM53 163H54V161H53ZM144 163H145V161H144ZM151 163V162H150ZM197 163V162H196ZM205 163V164H204ZM263 163V164H262ZM55 164V163H54ZM43 165V166H42ZM148 165H149V163H148ZM151 165H153V164H151ZM199 165V164H198ZM246 165H247V162H246ZM251 165H253V167H254V169L253 168H251L250 166ZM257 165H258V167H257ZM47 167V169H48V173H47V169H45V167ZM50 166V165H49ZM217 166V167H216ZM159 167H161V165L159 166ZM193 167V166H192ZM195 167H197V164H196V166ZM144 168H145V165H144ZM150 168H151V166H150ZM153 168H156L155 166H153ZM153 168H152V172H154L155 173V171H158L159 172V169H161V168H159V169H154L153 170ZM157 168H158V166H157ZM212 168L214 169V170H212ZM217 168V169H216ZM249 168H251V170L249 169ZM44 169H45V171H44ZM50 169V170H49ZM56 169H57V171H56ZM162 169H163V167H162ZM162 169L160 170V172H162ZM204 169V170H203ZM207 169V170H206ZM222 169H224L223 171H222ZM247 171H246V170ZM192 170V168H190V171ZM200 170H199V173H200ZM217 170V173L215 172ZM220 170H221V172L224 174H221V173H219L220 172ZM255 170V171H254ZM263 170V171H262ZM171 171V170H170ZM170 171L168 170V174L166 175L168 178L169 177H171L170 175H171V173H170ZM193 172H195V170H192ZM196 171H197V168H196ZM232 171V173H230ZM236 171V172H235ZM253 173H252V172ZM1 172V171H0ZM52 172H53V174H52ZM159 172V173H160ZM172 172V171H171ZM205 172H208V173H205ZM215 172V173H214ZM233 172H235V174H233ZM251 172V173H250ZM32 173V174H31ZM163 174H164V172H162ZM145 174H146V172H145ZM209 174H211V173H209ZM228 174V175H227ZM33 175V176H32ZM149 176L150 175H152V173H149L148 174ZM147 174H146V176H148ZM169 175V176H168ZM198 175V174H197ZM196 174H194L193 176H195L194 178V180H196V177L198 178V176H197ZM218 175V176H217ZM56 176H57V178H56ZM143 177L144 179L146 178V179H148L147 177ZM164 176H165V174H164ZM215 176V177H214ZM227 176V177H226ZM152 177V176H151ZM166 177V178H167ZM189 177H190V175H189ZM199 177H200V174H199ZM211 177V176H210ZM209 177V178H210ZM224 177V178H223ZM242 177V176H241ZM187 178H188V176H187ZM207 178V177H206ZM222 178V179H221ZM251 178V179H250ZM48 179V180H47ZM158 179L159 180H161V181H159V182H157V180H154L155 181V183L152 181L153 179H151V181L149 182L148 180H145L144 182H142L143 183V187H145L146 186V189H145V192L147 193L148 192V190H150L151 191V189H153V187L155 188L154 189V191H156V189H158L159 188V185H157L158 183H165V181H167L164 185L166 186V189H167V183H168V181H169V179H161L160 177H158ZM192 178L190 177V180H191ZM228 179V180H227ZM241 179H243V178H241ZM187 180V179H186ZM193 180V181H194ZM200 180V178L198 179V181ZM252 180H254L253 182H252ZM37 181V182H38ZM193 181H191V184H193ZM221 181V182H220ZM251 181V182H250ZM31 182V181H30ZM186 182V181H185ZM190 182V181H189ZM204 182H205V180H204ZM209 182H207V183H209ZM231 182H232V180H231ZM149 183V184H148ZM206 183V182H205ZM218 183V188L219 189H221L222 188V186H224L225 187V185L227 184V186L229 185V183H226V184H224L223 185V183H225V182H223V183H221V184H219ZM154 184H156L157 185V188L154 186ZM184 184H186V187L189 185L190 186V188H192V189H194L193 191H194V193L196 194V191H195V188H193V186H191L190 184H188V183H184ZM194 184H195V182H194ZM39 185V184H38ZM164 185H163V187H164ZM178 185H179V183H178ZM215 185V183H214V185L212 186V187H217ZM31 186V187H30ZM149 186V187H148ZM176 186V185H175ZM188 186V187H189ZM204 186V187H203ZM206 186V187H205ZM257 186H258V188L259 189H261V190H258L257 189ZM260 186V187H259ZM261 186H262V188H261ZM24 188H26V185L25 186H23ZM27 187L28 188H26L27 190H29V195L28 196H30L31 195V190H30V188L32 189V185L30 184V185H27ZM182 187V186H181ZM187 187V188H188ZM194 187H195V185H194ZM197 187V186H196ZM223 187V188H224ZM183 188H184V186H183ZM200 188V187H199ZM202 188H200L199 190L197 189V191H200V190H202ZM217 188V189H218ZM148 189V190H147ZM166 189H164V190H162V188H161V190L162 191H160V193L162 192V193H164V191L165 192H168ZM218 189V190H219ZM263 189V190H262ZM179 191V188H178V186H177V188H176V191ZM183 190H185V189H183ZM215 190V189H214ZM203 191H201L202 193H200L199 192V194H203ZM210 191H212V189L210 188V190H209V194H211L210 193ZM250 191V192H249ZM261 191V193H259ZM0 192L2 193V189H0ZM242 192V193H241ZM249 192V193H248ZM256 192V193H257ZM146 193H145V196H146ZM247 193V194H246ZM251 193V194H252ZM111 194V198L110 199H108L107 197L105 198V200H104V203H102L100 206H99V209H102V211L101 210H97V211H95V213L93 214V215H95V216H99L97 219H95L91 224H90V233L91 234H84V236H87L89 239H90V244H89V246L91 245V247H90V249H87L88 251H86L87 253H84V254H80V256L77 254V256L78 257H80L79 259L77 258V259H75V261L77 262V260H78V262H77V264H82L81 262H83V264H93L92 263V261L90 262L89 261V259L91 258V255H90V253H89V251L91 250V248L92 247H96V248H94L95 250L93 251V255L96 253V255L95 256H98L99 255V258L97 259V261H98V263H95V264H146V262H148L147 264H150V263H152L153 262V259H154V262L157 264V263H160L159 261H160V259H161V261L163 262V261H166V263L168 262V261H170V263L169 264H226L225 263V259L226 258H228L229 257V254H228V252H232V250L234 249V247H237V244H236V238H237V234L239 233V231L240 232H242L241 230H243V232H245V233H250V234H252V235H254V237H252V238H259V235L257 236V234L259 233V232H254L253 231V233H252V231H249L248 229H247V227L245 228V226L243 227V226H241V225H235V223L233 222L232 223V221H231V223H228V225L225 223L226 221H225V218H226V214L228 213V211L227 212H224L222 215H223V217H222V215L219 217V219L216 221L217 222V224L215 225L214 224V226H216L217 228H219V229H217L215 232H216V234H215V237H213V240H215V242H213V241H211V242H209V243H207V245L206 244H204V241L202 242L203 243V245L201 246L200 245V241H199V243H197L196 241L198 240V235L199 234H197V233H195L197 230V228L195 229V228H193V231L194 232H191L190 231V229L188 230V231H190V234L188 233V234H186V232L184 233L183 232V230L182 229H184L183 227L184 226H182V224L184 225V223L185 222H181V219H180V216L182 215L181 213H178V215H179V218L177 217L176 218V215H175V218H173V221H175L174 219H180L179 221L182 223L181 224V227H182V229L180 230V229H178L177 227H175V228H173V231H169L171 228H168L167 227V224H168V222H167V224H166V226H164V224H165V220L163 221V223L164 224H162V226L164 227H159L158 225H161V222H162V220H161V218L163 217V216H165L166 217V219H167V213H169L170 214V211H168L166 214H165V205H164V209L162 208V206H160V205H158V203H157V200H155L154 201V206H153V203L152 204H150V196H151V194H150V192H149V194H150V196H149V198L147 197V198H144V190H143V198L144 199H149L148 200V208H147V211H146V209L144 208L145 206H146V204H145V206L143 207V211L145 210L146 211V213H150L148 216L145 214V215H143L142 217H143V222H142V225H141V233L143 234V239H145L147 242H148V240H149V242H150V240L151 239H153L154 241H158L157 243H158V246L160 245V242H161V247L159 246L158 248H160L159 250L158 249H155V247H151L153 250H151V248H148V249H150V250H146L147 248H145L144 249V252H141L139 255H132V254H130L129 256H127V257H125L126 255H124L123 256V252L121 251V249H118V246H117V244H116V246H117V248L116 249H118V251H116V249H110L109 250V252L110 253H104V254H101V252L103 253V251H106V249H107V247L108 246H110V243H108L107 242V239H109V241H110V237H111V234H110V232H111V230H115V228H116V226L120 223H122L125 227L127 226L129 229H131L132 228V225H133V223L134 222H132V219L130 218V215L127 213H121V212H117V211H115V210H112V208L113 207H115L116 206V208L117 207H119V205H120V202H118L119 201V198H118V196L117 195H115L114 194V192H111L110 193ZM148 194V195H149ZM157 191H156V198H157ZM189 194L191 195V190L189 191ZM192 194H193V192H192ZM191 195L192 197H194V198H196L197 200H200V206L199 207H201L200 209H202V207H203V204H202V202H201V197L202 198H204L205 199V197H203V196H200L199 197V194L197 193L196 195ZM207 194H208V192H207ZM255 194V193H254ZM254 194H252V196H254ZM169 195V192L167 193V196ZM238 195V196H237ZM21 196L22 195H18L17 197H15V199L16 200H14V202L12 201V200H8V201H6L5 203L7 204L8 202V205H6L5 207H4V211L2 210L1 212L3 213H9V218H10V221H9V219H8V221L11 223V225H12V223H22L23 225H25V226H33V224H34V221H35V219H36V217L35 216H31V217H29V216H25L24 218L22 217L21 219H18V220H16L15 219V217L14 216H16V215H14L12 212L14 211V209H16V208H18V205L19 204H21V202H22V200H21ZM198 196V197H197ZM237 196V197H236ZM252 196L250 197V195H249V197H250V199L252 198ZM152 197H154V196H152ZM159 197H161V194L159 195ZM169 197H173L172 195H169ZM248 196H247V198H249ZM163 198H165V194L163 195ZM118 199V200H117ZM144 199H143V204L145 203L144 202ZM167 199V201H169L168 200V198H166ZM165 199V200H166ZM232 199V200H233ZM19 200H21V201H19ZM151 200L153 201L154 199H152L151 198ZM159 200V199H158ZM165 200H164V202H163V200H162V202H163V204L165 203ZM171 200H172V198H171ZM15 201H16V205H17V203H18V205L17 206H15ZM147 201V200H146ZM207 201V200H206ZM206 201H204L205 203H206ZM249 201H251V200H249ZM12 202V203H11ZM155 202L157 203V204H155ZM246 202H247V200H246ZM23 203V202H22ZM169 203H170V201H169ZM169 203L167 202V204L169 205ZM204 203V204H205ZM10 204V205H9ZM114 204V205H113ZM159 204H161V202L159 203ZM199 204V203H198ZM231 203H230V205H232ZM22 205V204H21ZM156 205V206H155ZM264 205V204H263ZM263 205H261L260 207H262V208H264V206ZM205 206V205H204ZM259 206V205H258ZM257 206V207H258ZM14 207V208H13ZM147 207V206H146ZM167 207V206H166ZM169 208L171 207V208H173V206H168ZM198 207V208H199ZM256 207V208H257ZM261 208V210H263ZM11 209H13V210H11ZM161 209L163 210L162 212H163V216H159V214H158V212H160L161 211ZM259 209V208H258ZM170 210V209H169ZM173 210V209H172ZM149 211V212H148ZM174 211V210H173ZM173 211H172V213H173ZM191 211H193V209H191ZM195 211H197V212H200L199 211V209L197 210L196 208H195ZM194 211V212H195ZM259 211H260V209H259ZM259 211H258V213H259ZM0 212V213H1ZM11 212V213H10ZM162 212H161V214H162ZM203 212V211H202ZM230 212V211H229ZM108 213V215L107 216H105L104 218H101L103 215H106ZM121 213V214H120ZM158 215H156V214ZM175 213H176V211H175ZM262 213V212H261ZM261 213H259V215L256 213V210H255V216L257 217V215H258V217L259 216H261L260 214ZM160 214V215H161ZM165 214V215H164ZM169 214H168V217H169ZM200 213H197V215H199ZM202 214V213H201ZM225 214V215H224ZM229 214V213H228ZM171 215V214H170ZM174 215V214H173ZM177 215V216H178ZM203 215V214H202ZM264 215V213L262 214V216ZM146 216V217H145ZM172 216V215H171ZM170 216V220L172 219V217ZM200 216V215H199ZM261 216V217H262ZM174 217V216H173ZM182 217V216H181ZM201 217V216H200ZM203 217V216H202ZM222 217V219H220ZM158 218V219H157ZM260 218V217H259ZM258 218V219H259ZM263 218V217H262ZM0 219H2V217H0ZM163 219V218H162ZM185 219V218H184ZM38 220V219H37ZM169 220V221H170ZM198 220V219H197ZM223 220H224V222H223ZM3 221H5V220H3ZM7 221V220H6ZM22 221V222H21ZM161 221V222H160ZM172 221V220H171ZM179 221H178V225L180 226V223H179ZM218 221H219V225H218ZM9 222H6V223H8L9 225H10V223ZM85 222H86V220H85ZM85 222L82 224L81 223V225H87L86 226V229L88 228V224H85ZM159 222H160V224H159ZM177 221H175V223H176ZM101 224V227H98L97 225L98 224ZM173 223V222H172ZM225 223V224H224ZM7 224V225H8ZM120 224H119V226H120ZM157 224V225H156ZM170 224H171V222H170ZM173 225H175V224H173ZM177 225V224H176ZM221 225H222V227H221ZM224 225H225V227H224ZM82 226V227H83ZM122 226V225H121ZM168 226H169V224H168ZM170 226H172V225H170ZM166 227V228H165ZM173 227V226H172ZM215 227V228H216ZM0 228H1V225H0ZM84 228V227H83ZM177 228V229H176ZM189 228H191L192 229V227H189ZM214 228V229H215ZM221 228V229H220ZM111 229V230H110ZM166 229H168V231L166 230ZM187 229L188 228H186L185 230L187 231ZM195 229V230H194ZM223 229V230H222ZM85 230V229H84ZM83 230V231H84ZM109 231V233H108V231ZM224 230H225V232H224ZM40 231H42V230H40ZM83 231H82V233H83ZM88 231V230H87ZM218 231H219V234H221V232H224V234H223V237L225 238V240L224 241H221V239H220V236H218ZM43 232V231H42ZM41 232V233H42ZM169 232V233H168ZM85 233V232H84ZM110 235V237L108 236V234ZM212 233H214V231H213V229H212ZM255 233H257V234H255ZM38 234H40L39 233V231H38ZM108 236L107 238H106V235ZM182 234H184V235H182ZM195 234V235H194ZM83 235V234H82ZM133 235V232H130L129 233V235L127 236V237H130L131 238V236ZM190 236V239L191 240H193V243H192V241H190V240H188L189 239V236ZM198 237H197V236ZM142 236V235H141ZM161 236V237H160ZM188 237V239H187V237ZM192 236H194V237H192ZM212 236H213V234H212ZM218 236V237H217ZM256 236V237H255ZM87 237H85L86 239H87ZM186 237V238H185ZM160 238V239H159ZM212 238V237H211ZM210 238V239H211ZM113 239V238H112ZM116 239V238H115ZM187 239V240H186ZM223 239V238H222ZM257 239L256 240H254L253 239V241H254V244H255V242L257 241ZM260 239H262L261 237H260ZM144 240V242L146 243V241ZM182 240V241H181ZM203 240V239H202ZM201 240V241H202ZM212 240V239H211ZM219 240V241H218ZM259 241V240H258ZM262 241V240H261ZM19 242V240L17 239V243ZM115 242V241H114ZM155 242V243H156ZM181 242V243H180ZM183 242H184V246H183ZM196 242V243H195ZM218 242H220L222 245H223V247H222V245L220 244V243H218ZM16 243V242H15ZM151 243H152V240H151ZM155 243H153L154 245H155ZM182 244V245H180V244ZM258 243V242H257ZM256 243V244H257ZM262 243V242H261ZM13 244V243H12ZM111 244H113V242L111 243ZM193 244V245H192ZM195 244H197L196 245V248H195ZM215 244V245H214ZM217 244V245H216ZM254 244H253V246H252V248H251V246H250V244H249V246H250V248H251V250H250V252H248V255H249V258H250V256L252 255V263L253 264H264V242H263V247L259 244V245H255L254 246ZM8 245V244H7ZM19 245V244H18ZM22 245V244H21ZM114 246H115V244H113ZM186 245V246H185ZM188 245V246H187ZM212 245H214V247H215V250L218 252H214L215 253V256L214 255H212V256H210L209 254H207V253H209L210 251H208V250H210L211 248H212ZM89 246H87V247H89ZM180 246H181V248H180ZM193 246V247H192ZM201 246V247H200ZM211 246V247H210ZM217 246V247H216ZM258 246H260V247H258ZM15 247V246H14ZM19 247H21L20 245H19ZM18 247V248H19ZM111 247V246H110ZM187 248V251H188V248H189V251H188V253H186L185 251H186V248ZM191 247H192V249H191ZM203 247V248H202ZM205 247V248H204ZM18 248H7V246L5 245L4 247L2 246V248L0 249V252H2V255L0 256V264H13V259H15L17 256H16V254H17V251H18V254L20 253L19 252V249ZM112 248H113V246H112ZM120 248V247H119ZM182 248H184V249H182ZM262 248V249H261ZM92 250H93V248H92ZM103 250V251H102ZM182 250H185L184 252L182 251ZM194 250V251H193ZM247 250L249 251V249L247 248ZM83 251V250H82ZM107 251H108V249H107ZM122 253H121V252ZM205 251V252H204ZM16 252V254H14ZM46 252L47 251H45L44 252V254L43 255H46ZM80 253H81V251H79ZM91 253H92V251H90ZM193 252V253H192ZM14 255H13V254ZM37 253V252H36ZM164 254V255H162V254ZM183 253V254H182ZM189 253H191V255H189ZM251 255H250V254ZM1 254V253H0ZM23 253L21 252V256H22V258H23V255H25L26 253H24L23 255H22ZM28 254V253H27ZM47 257L49 258V253L47 252ZM51 254V253H50ZM98 254V255H97ZM101 254V255H100ZM122 254V255H121ZM185 254V255H184ZM4 255V256H3ZM39 255V258H36V257H33L32 256V253H31V256L33 257V260L31 261V262H33V264H35L34 262H36V264H40V262L42 263V264H56L55 263V260H54V258H56L57 259V256L56 255H54V257H53V260L54 261H52V259H51V257L48 259L47 257H46V260H45V258H44V260H41V257H40V255H42V254H38ZM38 255H37V257H38ZM81 255H82V257H81ZM208 255H209V257H208ZM14 256V257H13ZM16 256V257H15ZM27 256V255H26ZM30 256V255H29ZM56 256V257H55ZM157 256H159V258L157 257ZM214 256V257H213ZM217 256L219 257V261H217V263H216V258H217ZM45 257V256H44ZM85 257V258H84ZM93 257V256H92ZM157 257V258H156ZM162 257H164V258H162ZM191 257V258H190ZM208 257V258H207ZM12 258V260H10ZM36 258V259H35ZM89 258V259H88ZM214 258V259H213ZM254 258V259H253ZM17 259V258H16ZM59 259H61L60 257L58 258V261H57V263L58 264H61V261L59 260ZM80 259H81V262H80ZM84 259V260H83ZM87 259V260H86ZM96 258H94V260H95ZM155 259H157V260H155ZM165 259V260H164ZM172 260H175V261H172ZM195 260H196V263H195ZM211 260V261H210ZM12 261V262H11ZM47 261V262H46ZM49 261V262H48ZM59 261H60V263H59ZM74 261V262H75ZM87 262L88 261V263H84V262ZM158 261V262H157ZM172 261V262H171ZM194 261V262H193ZM96 262V261H95ZM174 262V263H173ZM66 263V262H65ZM64 263V264H65ZM72 264V263H71ZM76 264V263H75ZM153 264V263H152ZM163 264V263H162Z\"/></svg>", "mask_w": 264, "mask_h": 264}]
</instances>
